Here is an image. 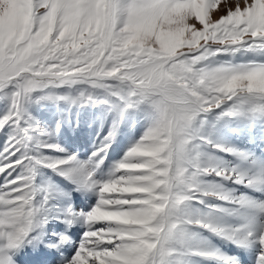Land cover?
Listing matches in <instances>:
<instances>
[{"label":"snow or ice","instance_id":"snow-or-ice-1","mask_svg":"<svg viewBox=\"0 0 264 264\" xmlns=\"http://www.w3.org/2000/svg\"><path fill=\"white\" fill-rule=\"evenodd\" d=\"M220 4L0 0V264H264V0Z\"/></svg>","mask_w":264,"mask_h":264},{"label":"rangeland","instance_id":"rangeland-1","mask_svg":"<svg viewBox=\"0 0 264 264\" xmlns=\"http://www.w3.org/2000/svg\"><path fill=\"white\" fill-rule=\"evenodd\" d=\"M219 7L225 8L224 0H221ZM216 15L218 16L219 13H216ZM60 108L64 110L60 113L64 121L60 130L61 134L58 137L60 143L70 151L79 152L82 157H86L93 150L97 133L103 134V131H106L107 121L101 118L99 109H86L82 113H78L75 108L68 111L67 106L63 104L60 105ZM33 112L39 115L45 122H53V116L57 113V107L48 104L44 107H34ZM77 120L80 121V126L73 131ZM143 130V122L138 124L135 129L123 128L121 135L118 137V144L114 145L113 150L110 152V161L119 160L123 155V149L126 148L134 137H138ZM44 172L46 175L52 176L49 170L45 169ZM52 178L59 179L55 176H52Z\"/></svg>","mask_w":264,"mask_h":264}]
</instances>
